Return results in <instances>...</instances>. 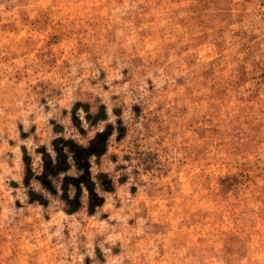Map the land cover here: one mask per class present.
I'll use <instances>...</instances> for the list:
<instances>
[{
  "label": "rangeland",
  "instance_id": "374dc122",
  "mask_svg": "<svg viewBox=\"0 0 264 264\" xmlns=\"http://www.w3.org/2000/svg\"><path fill=\"white\" fill-rule=\"evenodd\" d=\"M0 264H264V0H0Z\"/></svg>",
  "mask_w": 264,
  "mask_h": 264
},
{
  "label": "trees",
  "instance_id": "16d2710c",
  "mask_svg": "<svg viewBox=\"0 0 264 264\" xmlns=\"http://www.w3.org/2000/svg\"><path fill=\"white\" fill-rule=\"evenodd\" d=\"M65 145L68 147V149L71 151L73 155V159L76 163H79L81 159L87 158L90 155H97V152L95 151L97 147L96 141L92 140L87 147H81L76 146L72 144L70 141L64 142ZM62 159L59 157L57 158L56 162L52 165L49 158H45L44 160V174H54L62 171L61 165H62ZM84 183V182H83Z\"/></svg>",
  "mask_w": 264,
  "mask_h": 264
}]
</instances>
